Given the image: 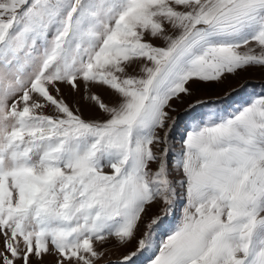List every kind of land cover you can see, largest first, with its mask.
Segmentation results:
<instances>
[{
    "label": "snow or ice",
    "instance_id": "snow-or-ice-1",
    "mask_svg": "<svg viewBox=\"0 0 264 264\" xmlns=\"http://www.w3.org/2000/svg\"><path fill=\"white\" fill-rule=\"evenodd\" d=\"M252 67L264 0H0V264H264V95L171 140L173 100Z\"/></svg>",
    "mask_w": 264,
    "mask_h": 264
},
{
    "label": "rangeland",
    "instance_id": "rangeland-1",
    "mask_svg": "<svg viewBox=\"0 0 264 264\" xmlns=\"http://www.w3.org/2000/svg\"><path fill=\"white\" fill-rule=\"evenodd\" d=\"M155 43H159L156 41ZM242 85V87H241ZM63 95L66 102L73 104L74 100L79 99V94H73L67 87L61 86ZM83 87V85H81ZM235 88L236 91L232 92L230 95H225L230 89ZM93 91L99 92L103 98L111 100V93L102 88L93 89ZM264 95V68L262 67H252L245 71L238 72L235 75H229L221 83H213L205 85L199 91H194L192 96H181L179 100H173L172 105L175 111L170 112L171 116H178L176 127L171 133V140L176 149L179 148V142L185 135L186 129L189 128L191 120L195 116H201L204 113L209 112L213 107H219L224 112H231L237 108H240L246 102H250L253 99ZM217 97L222 99L215 105L212 104H202L198 105L194 110H188V105L196 99H208L212 98L215 100ZM74 107L76 105H73ZM79 107L83 110V115L85 118L98 115V113L92 109L86 101H81ZM155 167V165H153ZM183 201H178L176 206V212L174 215L168 216L161 227L158 229V234L156 235V243L158 244L162 239L166 237L168 232L176 225L180 217V209ZM157 211V206H152L148 213L144 216V221L146 222L150 216H152ZM140 230H144V224L140 225ZM139 235V232L137 233ZM136 247V241L133 240L127 248H116L109 246L106 249V255L104 257V262L107 264L108 261H118L122 254L129 250H134ZM151 253H144L136 258V264H148V259ZM52 257L48 256L45 258V264H50Z\"/></svg>",
    "mask_w": 264,
    "mask_h": 264
}]
</instances>
